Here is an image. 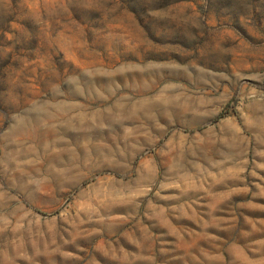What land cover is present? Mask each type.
<instances>
[{
	"label": "rangeland",
	"instance_id": "obj_1",
	"mask_svg": "<svg viewBox=\"0 0 264 264\" xmlns=\"http://www.w3.org/2000/svg\"><path fill=\"white\" fill-rule=\"evenodd\" d=\"M0 264H264V0H0Z\"/></svg>",
	"mask_w": 264,
	"mask_h": 264
}]
</instances>
